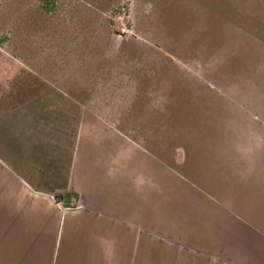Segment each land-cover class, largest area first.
<instances>
[{"label": "crops", "instance_id": "0c3cea01", "mask_svg": "<svg viewBox=\"0 0 264 264\" xmlns=\"http://www.w3.org/2000/svg\"><path fill=\"white\" fill-rule=\"evenodd\" d=\"M26 79L0 107V264H264L263 123L160 142L159 102L118 123Z\"/></svg>", "mask_w": 264, "mask_h": 264}, {"label": "rangeland", "instance_id": "374dc122", "mask_svg": "<svg viewBox=\"0 0 264 264\" xmlns=\"http://www.w3.org/2000/svg\"><path fill=\"white\" fill-rule=\"evenodd\" d=\"M28 75L118 123L159 102L160 142L256 144L264 0H0V107Z\"/></svg>", "mask_w": 264, "mask_h": 264}]
</instances>
